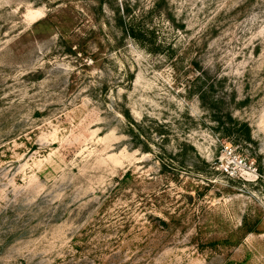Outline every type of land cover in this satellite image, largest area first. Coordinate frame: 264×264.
<instances>
[{
    "label": "rangeland",
    "instance_id": "1",
    "mask_svg": "<svg viewBox=\"0 0 264 264\" xmlns=\"http://www.w3.org/2000/svg\"><path fill=\"white\" fill-rule=\"evenodd\" d=\"M158 1L0 0V264H264V0ZM194 64L245 102L253 143L214 131ZM123 110L164 126L153 153ZM182 144L196 168L162 171Z\"/></svg>",
    "mask_w": 264,
    "mask_h": 264
},
{
    "label": "trees",
    "instance_id": "2",
    "mask_svg": "<svg viewBox=\"0 0 264 264\" xmlns=\"http://www.w3.org/2000/svg\"><path fill=\"white\" fill-rule=\"evenodd\" d=\"M162 4H165L164 0H160L154 4L150 14L156 13L160 16ZM103 6L102 0H99L98 10L102 11ZM111 11L116 27L122 33V38H131L142 44L145 39L144 35L148 31L145 19L142 17L136 19L132 11L126 5H116ZM194 65L198 68H195L196 72H193L194 75L187 81L185 91L189 97H195L197 99L203 111L207 113L210 122L215 125L213 128L214 131L220 135L221 139L234 141L235 145L242 146L253 143L248 124L236 119L232 112V110L242 108L245 102H236V97H234V95L225 101L223 94L219 92L223 81L211 78L208 71L203 70L200 66H197V64ZM132 80L133 76H130V81L132 82ZM231 105H234L233 109ZM120 114L124 122L125 134L130 139L132 149H138L142 153H153L155 151L154 148L158 145V141H160V139H163L161 141L166 139L164 126L156 120L145 117L142 121L137 122L132 118L128 110H123ZM189 149L194 150L193 147ZM161 151L157 152V157H159L162 171L166 169V167L171 166H167L165 161L171 164L174 158L178 157H180V161L177 162L178 166L176 173L185 171L187 168H196L195 162L188 165L185 161L188 151L185 144L180 146L179 152L175 156L163 149ZM126 176L127 175H125L121 181H124ZM160 223L164 228L169 227L165 221H160Z\"/></svg>",
    "mask_w": 264,
    "mask_h": 264
},
{
    "label": "built area",
    "instance_id": "3",
    "mask_svg": "<svg viewBox=\"0 0 264 264\" xmlns=\"http://www.w3.org/2000/svg\"><path fill=\"white\" fill-rule=\"evenodd\" d=\"M263 181H264V176L262 177Z\"/></svg>",
    "mask_w": 264,
    "mask_h": 264
}]
</instances>
